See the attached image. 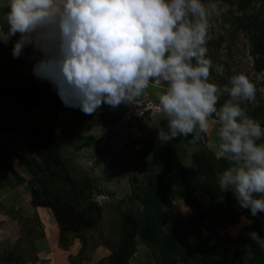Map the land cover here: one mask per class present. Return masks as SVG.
<instances>
[{
	"label": "clouds",
	"instance_id": "9594fccd",
	"mask_svg": "<svg viewBox=\"0 0 264 264\" xmlns=\"http://www.w3.org/2000/svg\"><path fill=\"white\" fill-rule=\"evenodd\" d=\"M6 7L0 44L18 36L13 58L26 46L39 52L32 74L51 82L65 106L85 115L104 104L131 105L134 115L150 110L166 122L157 131L164 143L189 136L196 143L215 117L209 148L229 164L218 174L220 189L252 216L264 213V128L242 107L255 100V85L243 73L225 85L210 82L207 37L219 11L215 0H7ZM149 89L156 103L145 105ZM247 235L264 249L259 233Z\"/></svg>",
	"mask_w": 264,
	"mask_h": 264
},
{
	"label": "trees",
	"instance_id": "16d2710c",
	"mask_svg": "<svg viewBox=\"0 0 264 264\" xmlns=\"http://www.w3.org/2000/svg\"><path fill=\"white\" fill-rule=\"evenodd\" d=\"M215 2L236 7L240 14L234 15L232 22L226 18L227 25H234L237 30L248 35L251 46L249 54L253 58L254 69L258 73L263 72L264 0ZM255 3H259V6L250 13ZM6 12L7 7H0V24L5 22ZM14 38L18 39V36ZM3 50L4 44H0V54ZM141 99L145 100V105L156 103V97L150 92L149 97L144 95ZM225 99L226 96L221 98L217 106L222 105ZM8 100L38 110L40 120L24 131L23 143L27 154L17 151L2 153L0 185L12 177L20 183L26 182L25 177L11 163L12 157L16 156L30 176L27 183L31 205L51 208L60 227L62 243H65L68 234L80 237L83 231L97 226L103 207L93 200L94 191L98 188L93 185V180L85 176L76 178L71 160L63 158L62 152L73 137L89 132L94 121L118 123L127 115L130 107L121 104L100 114L85 115L79 108L65 106L51 82L40 80L34 75L21 81L0 65V105L7 104ZM137 109L135 106L133 111L137 112ZM45 110L74 111L75 115L64 129L56 130L55 123L51 122L55 119L53 113ZM247 113L264 126V107L254 108ZM150 119V110H144L141 115H133L128 123L132 127L134 123L144 121V124L139 125L143 129L149 126L147 135L137 140L141 148L133 153V170L142 173L143 180L141 184H133L130 201L141 208L136 212H121L118 246L98 264H131L138 252L139 242L149 248L155 264H264V249L247 235L256 231L264 238V213L252 216L249 209L239 206L231 191L220 189L218 174L229 164L210 151L206 145L209 138L207 133L196 143L189 142L191 136L177 137L164 143L157 139V131L161 127L166 129V122L160 119L156 124L146 121ZM214 135L215 130L211 136ZM176 142L202 146L192 153L191 165L185 163L176 149ZM95 143L97 139L90 135L76 148L81 150ZM180 199L185 201L193 213L187 220L195 225V241L202 243L195 248H191L186 239L187 230L181 229L179 225L181 221L174 201ZM243 219L247 224L232 236L228 231ZM249 249L253 253L251 257L248 255ZM5 262L22 264L24 261L15 260L11 252L5 257Z\"/></svg>",
	"mask_w": 264,
	"mask_h": 264
},
{
	"label": "rangeland",
	"instance_id": "374dc122",
	"mask_svg": "<svg viewBox=\"0 0 264 264\" xmlns=\"http://www.w3.org/2000/svg\"><path fill=\"white\" fill-rule=\"evenodd\" d=\"M6 2L7 0H0V6L6 7ZM216 3L219 11L213 19L207 37V56L215 62L210 82L225 85L228 83L229 77L243 73L254 83L256 95L253 102L245 101L242 107L249 112L254 108L264 107V71L258 73L254 69L253 58L249 54L251 49L249 37L237 30L234 25L225 28V24H227L225 19L228 18L232 22L234 15L240 13L233 5ZM258 6L259 3H255L249 12L256 11ZM1 24H4L5 29L7 28L6 22ZM15 41L16 39L13 37L7 45H4L3 53L0 54V65L18 80L30 79L33 77V65L41 54L31 46H26L21 57L13 58L11 50ZM216 66L220 67V72L216 71ZM222 78L225 80L222 81ZM149 92L153 97L155 96L153 95L155 89H149L144 95ZM128 106L131 107V105ZM109 109L111 107L104 104L95 113L100 114ZM45 111L53 113L55 119H52L51 122L55 123L56 130L64 129L75 115L74 111ZM129 113L126 120L131 121L134 114ZM150 116V121H146L158 123L159 118L155 113H151ZM14 119L15 122H13ZM39 120L38 110L28 109L12 100H8L5 105H0V159L4 151L27 154L23 143L24 131L38 123ZM211 121L212 126L207 133L209 138L206 140L208 147L209 141L214 138L211 134L218 127L214 118H211ZM94 122L93 128L89 132L73 137L62 154L63 158L71 160L76 178L81 176L91 178L93 185L98 187L97 191H94L93 200L103 207L99 223L95 228L83 231L80 237L68 234L65 243L60 241L59 236L58 244H53L51 253L49 251L51 245L46 241V236H48L46 234L49 233L50 239L54 236L50 230V227L55 229L56 221L53 213L47 208L31 205V195L27 183L30 176L26 172L25 165L16 156H13L11 163L25 177L26 182L20 183L12 177L0 185V264H7L5 257L11 252L15 260L24 261L22 264H55L57 256L68 255L63 248L61 249L65 245H72L73 248L69 255L70 264H98L118 246L121 212L125 210L136 212L141 208L140 205H134L130 201V197L133 184H141L143 180L142 173L133 170V153L134 150L141 148V145L137 144V139L145 134L142 125H139L144 124V121L134 123L135 125L133 124L132 127L124 120L115 124L106 121ZM135 132H138L139 135L135 136ZM90 135L97 139V143L78 150L77 145ZM175 146L187 165H191L192 153L202 147L201 145L191 146L185 142H176ZM174 207L181 221L180 228L188 232V238H185L190 247L195 248L202 244L195 241L197 237L194 231L196 230L195 225L187 220L193 213L185 201L175 200ZM246 224L247 222H240L226 231L235 236L239 229ZM131 264H155L151 251L142 242H139L138 252Z\"/></svg>",
	"mask_w": 264,
	"mask_h": 264
},
{
	"label": "crops",
	"instance_id": "0c3cea01",
	"mask_svg": "<svg viewBox=\"0 0 264 264\" xmlns=\"http://www.w3.org/2000/svg\"><path fill=\"white\" fill-rule=\"evenodd\" d=\"M6 4H7V2H6ZM1 7V6H0ZM189 207V206H188ZM38 208H47L50 212H53L52 210H51V208L50 207H38ZM190 209V208H189ZM191 210V209H190ZM191 212V211H190ZM191 215H192V213H191ZM53 216H54V214H53ZM191 217V216H190ZM189 217V218H190ZM188 218V219H189ZM52 219H53V217H52ZM54 219H55V217H54ZM55 221H56V223L54 224V226H55V229H52L51 227H50V230H52V234H54V236H53V238H49V233H47L46 235H48V236H46V241H48V243H50V245H51V248H50V252L52 253V248H53V244H58V239H59V236H60V227H59V224H58V222H57V220L55 219ZM240 222H246L244 219L243 220H241ZM239 222V223H240ZM238 223V224H239ZM67 247H70L69 249L67 248ZM63 248V250L68 254V255H60V256H57V260L55 261V264H66L68 261H69V259H70V256L69 255H71L70 253V251H72V245L71 246H66L65 248L64 247H61V249ZM67 256H69L68 257V259H66V257ZM68 264H70V261H69V263Z\"/></svg>",
	"mask_w": 264,
	"mask_h": 264
},
{
	"label": "built area",
	"instance_id": "2783aa9c",
	"mask_svg": "<svg viewBox=\"0 0 264 264\" xmlns=\"http://www.w3.org/2000/svg\"><path fill=\"white\" fill-rule=\"evenodd\" d=\"M138 113L141 115L143 112H144V108H140V109H138Z\"/></svg>",
	"mask_w": 264,
	"mask_h": 264
}]
</instances>
